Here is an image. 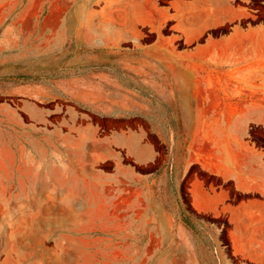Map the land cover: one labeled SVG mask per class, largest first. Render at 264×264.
Wrapping results in <instances>:
<instances>
[{"label":"rangeland","instance_id":"1","mask_svg":"<svg viewBox=\"0 0 264 264\" xmlns=\"http://www.w3.org/2000/svg\"><path fill=\"white\" fill-rule=\"evenodd\" d=\"M120 2L0 0V264H172L174 257L189 264H248L231 253L227 218L191 207L183 154L180 172L166 143L158 160L135 163L105 140L115 121L75 97L67 80L122 72L130 87L123 91L154 94L140 89L137 71L162 64L157 48L181 49L189 54L184 59L197 61V51L231 43L235 24L264 23V2L231 0L229 18H213V26L200 31L174 20L141 25L127 39L110 42L106 30L121 26L105 18L124 15ZM144 11L152 14L147 17L178 14L171 0H145ZM96 84H86L87 96L104 92ZM251 137L264 147V129L252 128ZM183 209L193 226L183 220ZM152 226H176L177 232H152ZM126 227L140 229L126 233ZM132 242L138 257L116 256ZM95 248L106 258H94Z\"/></svg>","mask_w":264,"mask_h":264},{"label":"crops","instance_id":"2","mask_svg":"<svg viewBox=\"0 0 264 264\" xmlns=\"http://www.w3.org/2000/svg\"><path fill=\"white\" fill-rule=\"evenodd\" d=\"M120 3L124 15L105 18L121 26L106 30L104 39L110 42L127 39L141 25L162 26L174 20L200 31L213 26V18L223 14L229 18L231 0H171V7L178 11L176 18L147 17L152 14H144L145 0ZM245 7H238L239 15L246 14L241 11ZM228 36L226 41L231 43L224 48L197 51V61L184 59L189 54L181 49L157 48L154 55L162 64L149 71H137L144 80L140 89L155 90L151 95L123 91L130 87L122 72L77 75L67 83L71 81L75 97L98 106L105 121H115L116 127L105 129V140L135 163L158 160L166 143L177 155L176 169L180 172L183 154L191 207L225 216L231 253L248 264H264V147L251 137L252 128L264 129V23H237ZM162 40L156 45L162 47ZM203 60L218 66L209 69L201 63ZM92 82L104 92L87 96L84 87ZM126 229V233H135L140 228ZM151 229L177 232L176 226ZM129 237L135 236L125 238ZM94 250V258H106L101 249ZM139 254L134 242L116 252L118 257L129 258ZM189 263L187 257H174L172 264Z\"/></svg>","mask_w":264,"mask_h":264},{"label":"trees","instance_id":"3","mask_svg":"<svg viewBox=\"0 0 264 264\" xmlns=\"http://www.w3.org/2000/svg\"><path fill=\"white\" fill-rule=\"evenodd\" d=\"M181 214H182V218H183V220H184L188 225H190V226H193V225H194L193 220H192V218H191V214H190V212H189L188 210L183 209L182 212H181Z\"/></svg>","mask_w":264,"mask_h":264}]
</instances>
